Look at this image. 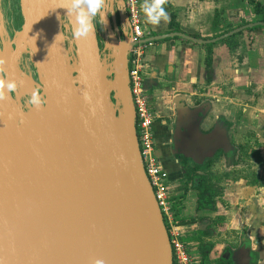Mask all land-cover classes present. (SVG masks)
<instances>
[{"label": "water", "instance_id": "obj_1", "mask_svg": "<svg viewBox=\"0 0 264 264\" xmlns=\"http://www.w3.org/2000/svg\"><path fill=\"white\" fill-rule=\"evenodd\" d=\"M68 3L18 0L22 25L10 41L0 13V75L19 84L0 100V264H172L136 138L125 1L104 0L105 22L82 38ZM240 30L209 41L173 36L212 44ZM36 88L39 108L27 103ZM175 117L173 138L193 162L230 148L224 130L221 141L216 127L201 132L196 109L183 105Z\"/></svg>", "mask_w": 264, "mask_h": 264}, {"label": "crops", "instance_id": "obj_2", "mask_svg": "<svg viewBox=\"0 0 264 264\" xmlns=\"http://www.w3.org/2000/svg\"><path fill=\"white\" fill-rule=\"evenodd\" d=\"M255 1L264 7V0ZM165 7L168 20L158 25L147 24L142 12L143 31L152 40L145 50L143 87L174 227L196 258L200 240L210 244L205 264H264V23L249 0H165ZM239 28L254 29L228 44L212 43L210 83L203 65L208 43L173 36L209 41ZM183 105L196 109L202 133L216 127L221 141L224 130L230 148L207 153L197 163L179 153L173 131ZM210 158L213 164L204 171ZM181 160L190 168L200 166L197 173L207 174V183L219 189L213 210H197V191L185 179Z\"/></svg>", "mask_w": 264, "mask_h": 264}, {"label": "built area", "instance_id": "obj_3", "mask_svg": "<svg viewBox=\"0 0 264 264\" xmlns=\"http://www.w3.org/2000/svg\"><path fill=\"white\" fill-rule=\"evenodd\" d=\"M124 1L132 33L131 41L134 43L129 51L128 77L135 111L134 125L141 164L167 229L172 264H197L189 244L180 240L179 232L174 227L167 176L154 154L153 113L143 87V72L146 67L145 50L151 46L152 40L147 39L143 31L141 0ZM19 65L24 73L31 74L33 66L28 57H22Z\"/></svg>", "mask_w": 264, "mask_h": 264}, {"label": "clouds", "instance_id": "obj_4", "mask_svg": "<svg viewBox=\"0 0 264 264\" xmlns=\"http://www.w3.org/2000/svg\"><path fill=\"white\" fill-rule=\"evenodd\" d=\"M140 8L147 24L158 25L161 21L168 20L165 0H144ZM65 9L66 15L72 18L74 38H82L92 33L94 20L98 17L105 22L104 0H69ZM0 72H3V69H0ZM18 87L19 84L16 80L0 75V100L6 99L8 94L17 91ZM27 103L35 108H39L45 103L39 88L32 91ZM93 264H105V262L102 259H97Z\"/></svg>", "mask_w": 264, "mask_h": 264}, {"label": "trees", "instance_id": "obj_5", "mask_svg": "<svg viewBox=\"0 0 264 264\" xmlns=\"http://www.w3.org/2000/svg\"><path fill=\"white\" fill-rule=\"evenodd\" d=\"M249 4L253 8V12L255 15L260 17L261 22L264 23V7L256 2L255 0H249ZM254 28L251 29H245L241 32H238L237 34H234L230 37H227L223 40L222 42H227L229 43L230 39L239 36L240 34L244 32H250ZM223 34V33H222ZM213 44H206L204 47L206 48V53H205V58H204V68L206 71V82L210 83L212 80V66H213V61H212V55H211V47ZM222 152L217 153L215 155V158H218ZM231 156V158L234 157V152H229L226 153ZM214 159L210 158L207 160V162L202 166L204 171H208L213 164ZM181 164L183 166V169L185 170V179L187 182L192 184V188L197 191V210H213L214 209V199L219 196V189L215 188L214 186H211L207 183L208 177L206 176L207 174L200 175L197 173L198 170H200V166H195L194 168H190L187 165V162L184 160H181ZM190 247V246H189ZM210 244H206L200 240L198 243V250L200 252V259L195 257L196 263L197 264H205L206 259H207V254L210 250ZM192 249V247H190ZM193 252V250H192Z\"/></svg>", "mask_w": 264, "mask_h": 264}, {"label": "flooded vegetation", "instance_id": "obj_6", "mask_svg": "<svg viewBox=\"0 0 264 264\" xmlns=\"http://www.w3.org/2000/svg\"><path fill=\"white\" fill-rule=\"evenodd\" d=\"M13 1H15V0H12V3H11V9H9L8 11H6V12H11L12 11V14H13V12L14 13H18L19 14V16H20V12H19V6H18V3L17 4H15V2H14V5H13ZM9 2V0H0V13L3 15V17L5 16L4 15V13H2V7H4L5 5H4V3H8ZM5 12V13H6ZM3 17L1 18L2 20H3ZM1 21V20H0ZM3 38H4V40L5 41H10L11 40V38H12V35H13V32L15 31V30H18L19 28H20V26L18 27V28H15L12 24H9L8 26H4L3 25ZM5 35L7 36L6 38H5ZM31 76H32V78L33 79H35V70H34V68L33 67H31Z\"/></svg>", "mask_w": 264, "mask_h": 264}, {"label": "rangeland", "instance_id": "obj_7", "mask_svg": "<svg viewBox=\"0 0 264 264\" xmlns=\"http://www.w3.org/2000/svg\"><path fill=\"white\" fill-rule=\"evenodd\" d=\"M14 2H15V4H17L18 3V0L13 1V5H14ZM11 3H12V0H9V2L8 3H4L5 6L2 7V13H4V15H5L3 17V25L4 26H8L9 24H12L15 28H18L19 26L21 27V25H22V18H21V16H19V14L17 12L16 13L13 12V14H12V11L11 12H6L9 9H11ZM99 41H100V39H99ZM250 141H247V143L250 142ZM250 146H252V144H250ZM250 163L254 164V161L253 162L251 161ZM255 163H256V161H255Z\"/></svg>", "mask_w": 264, "mask_h": 264}]
</instances>
